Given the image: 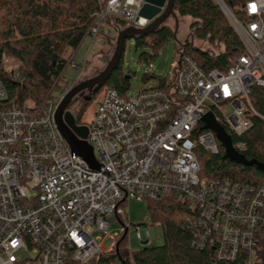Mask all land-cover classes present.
I'll return each mask as SVG.
<instances>
[{"label":"built area","instance_id":"built-area-1","mask_svg":"<svg viewBox=\"0 0 264 264\" xmlns=\"http://www.w3.org/2000/svg\"><path fill=\"white\" fill-rule=\"evenodd\" d=\"M216 2L239 35L242 54L229 67L205 69L178 44L173 75L162 84L132 95L113 88L91 95L94 118L79 123L89 131L78 139L92 163L72 152L56 124L69 90L53 97L54 85L40 104L16 102L0 78V264H115L106 258L115 257L127 225L109 235L108 249L94 233L108 230L114 220L123 224L129 199L167 197L189 203L191 245L210 250L213 264H234L242 251L249 253L248 264L255 263L264 247V183L204 177L199 155L201 149L220 153L216 134L202 129L207 113L236 136L251 129V116L264 119L252 93L264 86V0H248L242 20L223 0ZM143 4L104 0L90 26L91 44L115 36L109 19L146 27L150 22L139 16ZM6 71L23 83L17 68ZM233 145L238 151L245 147ZM155 236L152 225L144 240ZM28 251L32 255L23 258Z\"/></svg>","mask_w":264,"mask_h":264},{"label":"trees","instance_id":"trees-1","mask_svg":"<svg viewBox=\"0 0 264 264\" xmlns=\"http://www.w3.org/2000/svg\"><path fill=\"white\" fill-rule=\"evenodd\" d=\"M231 12L239 19L245 18L243 7L248 0H223ZM104 0H0V78L8 90L9 99L16 102L31 101L37 104L59 84L62 72L70 64L63 56L67 47L77 48L89 35L94 14ZM174 11L178 16L190 17V29L197 40L208 44L222 42V51L215 55L191 42L179 43L183 55H188L205 69L229 67L232 59L242 54L243 46L239 35L216 0H174ZM110 26L125 28L123 21L111 19ZM176 31L164 24L158 30L137 36V48H147L140 58L148 65L153 63L160 49L174 36ZM117 35V34H116ZM116 35L108 41L115 42ZM178 47V45H177ZM125 50V49H124ZM121 60L110 77L91 95L104 89H116L126 95L130 88L129 76L125 75ZM18 62L17 69L24 78L23 83L12 80L6 71L7 59ZM158 79L162 84L165 78L145 73L143 80ZM253 98L260 115L264 117V86L253 88ZM85 100V99H84ZM91 100H85L78 110L68 108L82 123V113ZM252 127L244 135L232 136L233 144L245 143L240 152L249 160L255 159L264 164V119L251 116ZM225 149L220 145V153L211 154L200 150L201 175L208 178L229 177L250 184L264 183V171L256 166H244L224 158ZM149 202L150 216L163 227V243L145 246L130 252L126 246V236L119 240V256L123 264H213L210 250H197L191 245V231L186 226L190 214L189 203L175 197ZM254 264H264V247L257 250ZM249 253L242 251L234 264H248ZM113 261V256L106 258Z\"/></svg>","mask_w":264,"mask_h":264},{"label":"rangeland","instance_id":"rangeland-1","mask_svg":"<svg viewBox=\"0 0 264 264\" xmlns=\"http://www.w3.org/2000/svg\"><path fill=\"white\" fill-rule=\"evenodd\" d=\"M227 18L231 22L228 16ZM192 21L193 20L190 17H181L177 14L176 17H170L167 20V25L171 26L176 31L177 37H172L160 49L157 56L153 59L151 66H148V62L146 60L140 58L141 53L143 51H150L149 49L137 48L135 45V39L133 38H128L125 41L122 66L125 75L129 76L130 79V88L127 91L129 95L138 93L143 87H149L151 85L158 84V79L156 78H151L150 80H147L146 83L144 82L143 77L144 74L148 72V70L149 75L152 76H159L162 78L167 77L168 79L172 77L177 61L178 42L180 44L191 42L195 46H198L214 55L222 51V42L217 41L214 44H208L202 40L195 39L193 32L190 29V24ZM109 27H111L114 35L117 34L114 43L110 40L104 45L97 43L91 44L92 40L89 36H87L77 48H66L63 56L67 61H71V63L68 64V67H66V69L62 72L59 84L52 92L53 97H57L61 93L69 90L73 82L77 80L78 76H80V78H78L80 83L81 81L97 76L107 67L113 56L117 37L120 32L113 26L109 25ZM123 29L124 28H121L120 30ZM85 62H87V66L84 67V70L82 71V67L84 66ZM75 63L80 65V69L74 67ZM17 66L18 62L15 59L10 58L5 62L6 69H15ZM95 101L96 99H93L91 102L87 103L88 107L82 113V122L91 124L96 110ZM28 102L31 103V101ZM74 103L72 104V109L75 111L78 110L83 103H85V100L83 98H78ZM226 112H231V108L227 107ZM148 204L149 202L147 200H138L134 198L129 199L126 202L127 213L123 216V224L118 220H114L111 222L110 228L108 230L96 231L94 236L99 237L100 240H102L103 247L108 249L113 242V239L109 235H116L117 233H120L122 225H127L128 231L126 235V246L130 252L140 250L145 246L162 244L163 227L161 224L152 220ZM152 225L155 227L156 236L149 240V242H145V232L146 230H149ZM31 255L32 253L29 251L21 254L23 258L29 257ZM113 261L115 264H123L122 259L119 256L113 257Z\"/></svg>","mask_w":264,"mask_h":264},{"label":"water","instance_id":"water-1","mask_svg":"<svg viewBox=\"0 0 264 264\" xmlns=\"http://www.w3.org/2000/svg\"><path fill=\"white\" fill-rule=\"evenodd\" d=\"M143 1L144 4L139 11V16L147 19L150 23L144 28L126 27L121 30L117 37L113 56L107 67L97 76L86 81H81L77 85L71 87L56 111L55 120L61 135L71 147L72 152L81 155L89 163H92L93 155L87 148L82 146L78 139L87 138L89 131L88 126L79 125L76 121L75 115L68 107L79 91L86 87H92L93 93H95L98 88L110 77L113 71L118 67L124 50L125 41L128 38L148 35L166 24L170 17H176V12L174 11V0ZM85 100H91V95L85 98ZM202 121L204 123L202 129L212 130L216 134L217 139L225 149V159L247 167L256 166L258 169L264 171L263 163L255 159L249 160L240 151L235 149L232 136L228 134L225 128L216 120L215 115L212 112L207 113L203 117ZM126 235L127 231L124 233L123 237ZM144 241L146 242V240ZM119 244L120 242L117 244L116 254L114 256H119Z\"/></svg>","mask_w":264,"mask_h":264},{"label":"flooded vegetation","instance_id":"flooded-vegetation-1","mask_svg":"<svg viewBox=\"0 0 264 264\" xmlns=\"http://www.w3.org/2000/svg\"><path fill=\"white\" fill-rule=\"evenodd\" d=\"M87 80H88V79H87ZM84 81H86V80H84ZM92 90H93L92 87H86V88L82 89L81 91H79V92L75 95V97H74L73 100H72V103L76 102V100H77L78 98H83V99L87 98L88 96L91 95ZM74 104H75V103H74ZM69 109H70V108H69ZM70 110H71V109H70Z\"/></svg>","mask_w":264,"mask_h":264}]
</instances>
